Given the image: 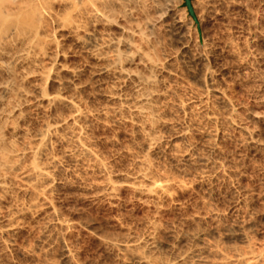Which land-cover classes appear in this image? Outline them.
Returning a JSON list of instances; mask_svg holds the SVG:
<instances>
[{
    "label": "bare ground",
    "instance_id": "obj_1",
    "mask_svg": "<svg viewBox=\"0 0 264 264\" xmlns=\"http://www.w3.org/2000/svg\"><path fill=\"white\" fill-rule=\"evenodd\" d=\"M214 3H206L210 5L205 6V10L202 6L201 13H198L200 22L218 15ZM172 4L167 0L166 3L164 0H0V237L8 243H12L21 217L42 204L50 209L42 229L45 244L49 239L52 241L54 235L70 228L69 220L58 212L50 197L63 175L80 177L82 173L98 171L104 179L99 187L109 196L115 194L118 184L95 148L94 123L109 129L119 124L131 125L132 138L141 139L138 148L144 152L140 158L145 163L150 161L149 153L170 142L166 134L168 129L180 126L181 130L176 135L173 133L180 139L200 123H205L204 127L208 125L206 135L211 139L226 135L227 126L223 124L226 123L238 129L252 146L264 147L262 130L244 124L237 108L242 102L237 104V99H233L236 97L229 94L228 66L215 62L229 54L240 67L248 69L253 66L257 70L255 64L264 63V48L263 45L259 47L264 43V30L250 29L244 43L236 41L234 36V40L229 38L224 42L207 36L209 39L205 40L203 54L188 59L197 66L192 67V72L202 84V90L198 91V88L180 83L178 78V82L171 79L177 74L174 68L178 66L173 65L177 57L174 58L175 54L166 47L161 48L163 41L158 38L165 14H170L172 23L167 26L172 30V36L174 34V39L189 49L190 45L184 41L187 33L182 11L179 14L175 10L178 14L175 13ZM68 42L79 48L76 50L82 58L79 64L66 62L72 50L67 49L71 45H67ZM86 73L98 78L97 83L87 85L88 82L82 80ZM257 78L254 77L256 80L253 81L258 83L257 92H261L264 77ZM215 81L219 84L216 85ZM93 84H97L98 91L92 98H86L84 89L91 86L93 90ZM217 103L223 104L228 112L220 115L219 108L220 112L214 108L219 105ZM31 106L45 116L36 128L27 121L31 119L29 111L35 109H30ZM244 107L249 119L264 123V110L261 109L264 94L252 103L245 102ZM218 146L217 142H212L208 149L215 151ZM191 152L186 156L188 160L193 159L204 167L210 164L214 169L212 172L218 176L231 179L235 172L232 166L221 160ZM150 168L142 169L132 180V185L139 193L160 197L169 184L157 179ZM205 172L201 177L205 181L214 175ZM220 216L216 212L211 215L214 219ZM157 219L147 221V229L140 235L129 233L107 241L117 257V264H264V242L258 246L248 220L226 229V233L217 225L212 238L197 231L190 236L195 244L186 249L170 244L166 246L170 253H166L164 244L158 239L160 224ZM226 238L237 239L239 243L230 245L225 242ZM75 255L69 250L65 252L70 264H79ZM2 262L0 254V264Z\"/></svg>",
    "mask_w": 264,
    "mask_h": 264
},
{
    "label": "rangeland",
    "instance_id": "obj_2",
    "mask_svg": "<svg viewBox=\"0 0 264 264\" xmlns=\"http://www.w3.org/2000/svg\"><path fill=\"white\" fill-rule=\"evenodd\" d=\"M164 1L166 3V0ZM167 1L171 4L173 3L174 12L175 10H177L178 13L182 11L181 18L183 17L182 21H184V29L187 33L184 41L188 42V45H190L187 47L190 50L186 49L181 45L182 43H180V40L174 39L175 35L173 34L174 37L172 36V30L168 27L170 26L168 23H172V19L170 18L171 15L165 14V18L160 26L161 29L158 30L160 31L158 32L159 36H161H158V38L163 41V46L160 44L161 48L166 47L173 55L175 54L174 58L177 57V59L173 60V65L175 64L174 67L178 66L174 68L177 74L171 79H175L174 82H178L179 80L180 83L183 82L182 84L186 86L195 89L198 88V91L202 90V87L200 88L202 84L192 72V69L197 68V66H194V63H189V60L193 57H198L195 55L203 54L202 52H204L206 48L205 43L207 44L206 41H208L209 38L215 41L217 40V42H224L226 39H233L234 36L236 41L238 40V42L241 43L242 40V43H244L248 31L250 32L253 28L258 31L264 30V0H203L204 4L202 0H192L196 17L189 12L185 5V0ZM205 2L214 3L215 5H211H214V7L217 5L215 11L220 10L219 12L216 11L218 15L215 14L216 16H213L214 18L216 17L215 19L212 17L214 22L212 19L209 20L211 22L207 21L203 23L199 21L198 13H201L202 6L205 10L206 7L210 5H206ZM197 3L199 4L197 5ZM195 4L198 8L201 6L200 9H198ZM247 8L250 9L247 10ZM251 10L254 11V14L250 13L252 12ZM255 15L257 16L254 17ZM247 20L250 23H247ZM253 20L256 22L254 23ZM204 24L208 26L207 30L209 29L210 31L206 30ZM229 29L231 30L228 36ZM210 33L213 37L209 35ZM216 34L218 35L216 36ZM204 36H209V38L207 37L205 39ZM193 37H195V39ZM192 42H194V44ZM195 42L197 44H195ZM68 44L70 48H67L68 46H66V48L72 50L66 62L71 65L79 64L82 60V58H80L81 56H79V53L76 51L79 50V48H77L75 44H72V42H68L67 45ZM262 45L264 48V43H260L259 47L261 48ZM198 49H200L201 52ZM72 52L75 53L72 54ZM188 54H190V56H188ZM224 55L225 57L219 58L220 61L217 60L215 62H217L216 64L221 63V66H228L229 72L226 77L228 82H230L229 87L231 89H229V94L236 97L233 99H237V104L238 102H242L241 104L243 106L239 103L237 108L244 124L257 126L261 129V138L264 140V123L261 121L259 122V120L257 121V119H249L248 111L245 108L246 106L244 107L245 102L252 103L260 94H264V89H262L261 92H257L256 88H258V83L254 82L256 80H254V77H264V63L259 65L255 64L257 70L254 69L255 67L253 66V69H245L243 66L240 67L238 62H235L234 58L232 59L229 54ZM225 58H227L226 61ZM221 59H223V61ZM230 59H232L233 62ZM184 60L187 64H185ZM86 74L83 76L82 80L87 81V85H91L92 82L97 83L98 78H94L89 73ZM251 75H253V79ZM215 84L217 85L219 82L215 81ZM93 86L96 89L93 88V90H91V86L85 87L87 88L84 89L85 91L83 92L87 94L84 95L85 97L92 98L93 94L98 91L97 84H93ZM262 97L263 96H261V98ZM217 104L221 107L215 104L216 106H214V108L217 111H221L220 115L225 114L224 112L227 111V108L224 109L223 104ZM31 108L32 106L30 109ZM33 108V110H31L33 112L28 110L31 121L28 118L27 121H29V123L27 121L26 123L36 128L40 126V121H42V118L45 119V116L42 111V113H40L39 109L36 107ZM263 108L261 109L264 110ZM57 110L60 111L61 109L58 108ZM227 112L226 115L228 114ZM223 124L224 127L227 126V130L225 127L226 135L224 134L222 137L217 138L218 141L206 135V130H208L209 127L208 125L204 127L205 123H200L197 126L195 125L196 128L193 127L191 129L192 131L188 132L190 135L187 134L180 139L175 136L178 130H181L180 126L168 129L166 134L170 137V142L167 144L165 143L157 149V151H153L151 154L149 153L148 160L150 161H147V164V162H143L140 158L144 153L138 148L141 139H138V142L132 138L133 129L131 125L119 124V126L116 125V127L112 126L113 128L115 127L114 129L112 127H110V129L109 127L105 128L104 126L103 129V125L100 126V124L97 125V123H94V127L92 126L94 133L92 132V135L95 141L94 144L96 145L95 148L98 150L100 158L108 164L107 166L112 171V177L118 184V192L116 191L114 195L109 196L99 187V184H102L104 179L103 175L98 171L92 172V176L91 174L85 173H82L83 175L80 177L63 175L62 181L60 180L59 184L55 186L56 188L51 192L50 197L52 196V203L58 212H60V214L62 213L61 215L69 220L71 224L70 228L65 229L66 231L62 230L61 234L63 235H54L52 241L51 239H49V241L46 240L48 244H45L42 229L43 223H46V219H48L50 209L48 210V205H40L41 207H37L38 209H34L35 211L32 210L21 217L20 227L17 229L14 236H12L13 241H11V244L10 242L8 243L4 237H0L2 263L70 264L65 256V252L69 250L74 253V255L76 254L75 259L79 264H117V257L106 244L107 241L120 239L122 236L124 237L129 233L140 235L146 231L147 228H145V224L147 221L155 218H158L157 220L160 224L158 239L164 244V251L166 253H170L168 250L169 248L167 249L166 247L170 244L176 245L177 248L181 249H186L195 244L196 242L194 243L190 236L197 231L204 232L207 234V237L212 238L214 237L213 229L217 225L221 226L226 233V229L233 228L242 220H248L250 222L251 233L253 237L256 238L255 240L259 242L257 243L258 246L261 245L264 242V147L256 148L252 146L249 142L244 140V136L238 129H234L226 123ZM173 133H175V135ZM212 142H217L219 145L216 147L217 151L208 149V146ZM208 143L209 145H207ZM188 147L193 150H190ZM59 150H61V147ZM189 151L201 155L206 154L209 158L213 157L212 159L221 160L229 166H232L233 172H235L232 173L231 179L223 176L221 177L220 175L218 176L212 172L214 169L213 166H209L210 164L207 165L208 168L207 166L204 167L198 163L196 164L193 159L188 160L186 156L190 154ZM148 165L152 167L150 169H152L155 177L157 176V179L169 184L166 188L168 192H164L163 195L160 194V197H155V195L152 196V194L150 195L148 193H139L132 185L134 177L137 176L142 169H145L146 166L149 167ZM203 171H208L207 173L209 174L211 172V174L213 173L215 176L211 175L213 176L210 178L211 180L208 179L205 181L201 178L202 174H204ZM165 193H167V195ZM215 212L221 215L218 219L211 217L212 213ZM225 242L232 245L239 243V240L226 238Z\"/></svg>",
    "mask_w": 264,
    "mask_h": 264
},
{
    "label": "water",
    "instance_id": "obj_3",
    "mask_svg": "<svg viewBox=\"0 0 264 264\" xmlns=\"http://www.w3.org/2000/svg\"><path fill=\"white\" fill-rule=\"evenodd\" d=\"M185 5L187 6L189 12L191 13V15H193L194 17H196L195 11H194V7L192 4V0H185Z\"/></svg>",
    "mask_w": 264,
    "mask_h": 264
}]
</instances>
